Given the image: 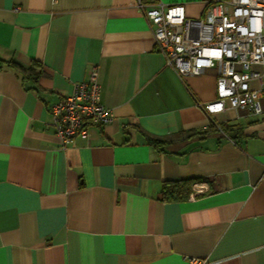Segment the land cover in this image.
<instances>
[{"label": "crops", "instance_id": "0c3cea01", "mask_svg": "<svg viewBox=\"0 0 264 264\" xmlns=\"http://www.w3.org/2000/svg\"><path fill=\"white\" fill-rule=\"evenodd\" d=\"M138 1L190 19L207 4L0 0V264H264V113L207 114L217 69L167 65ZM93 68L113 119L62 147L50 108ZM210 124L160 147L145 136ZM189 178L185 199L161 198L163 181Z\"/></svg>", "mask_w": 264, "mask_h": 264}, {"label": "built area", "instance_id": "2783aa9c", "mask_svg": "<svg viewBox=\"0 0 264 264\" xmlns=\"http://www.w3.org/2000/svg\"><path fill=\"white\" fill-rule=\"evenodd\" d=\"M137 6L149 20L157 49L177 73L198 75L217 69L216 98L203 105L207 114L264 113V0H207L199 19L186 17L181 3L138 1ZM253 80L258 81L257 88L250 86ZM99 96L98 71L93 68L86 81L51 106L48 125L62 147L85 135L89 126L112 121L111 109L100 103ZM187 261L207 264L198 257Z\"/></svg>", "mask_w": 264, "mask_h": 264}, {"label": "trees", "instance_id": "16d2710c", "mask_svg": "<svg viewBox=\"0 0 264 264\" xmlns=\"http://www.w3.org/2000/svg\"><path fill=\"white\" fill-rule=\"evenodd\" d=\"M12 67H14L24 78L25 77H35L38 78L41 74V71H36L37 68L40 67V64L38 62H33L29 66H23L17 62L9 61V63ZM214 125L210 124L209 128L206 131L198 132L195 130H187L182 131L180 133H176L171 136H165V137H158L154 135L145 134L146 140L148 143H151L152 145H155L156 147H160L162 144L166 143L167 140H187L191 138L192 136H195L197 134H205L212 131H215ZM219 130L224 132L225 134L228 131V125L227 123H221L219 125ZM199 178H189V179H181L177 181H163L162 183V190H161V198L165 201H176L185 199L189 192L191 191V185L198 180Z\"/></svg>", "mask_w": 264, "mask_h": 264}]
</instances>
